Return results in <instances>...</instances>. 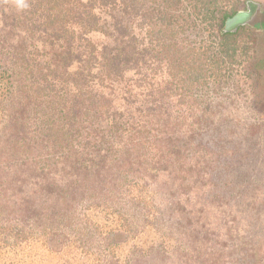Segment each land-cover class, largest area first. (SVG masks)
<instances>
[{"label":"rangeland","instance_id":"rangeland-1","mask_svg":"<svg viewBox=\"0 0 264 264\" xmlns=\"http://www.w3.org/2000/svg\"><path fill=\"white\" fill-rule=\"evenodd\" d=\"M60 1L0 0V113L8 122L9 113L22 103L30 107L44 100L47 107V99L60 98L72 106L73 72L85 68L76 53L85 44L91 50V45L102 49L118 42L115 19L102 7L94 8L100 24L89 32L73 20L67 26L76 37L54 30L46 15L54 11L63 16L66 4ZM149 4L133 16L114 10L129 25L131 37H137L130 52L144 53H131L130 61L116 65L112 73H118L104 77L105 87L91 83L110 102L109 126L103 135L71 137L78 143L82 167L72 161V169L68 162L50 168L71 194L58 202V207L69 205V212L56 221L47 219L52 225L20 223L16 197H11L14 214L0 212V226H6L0 233V264H264V0L223 1L228 10H255L251 23L242 25L234 60L224 55L218 63L212 59L221 48L217 20L185 16L193 10L188 6L179 8L184 19L166 27ZM25 16L29 21L23 22ZM35 19L38 24L48 20L46 31L44 26L30 31L37 23L26 27ZM78 31L85 33L83 39ZM68 55L73 65L65 77L71 80L63 82L57 74L39 79L43 70L48 73L49 63L59 65ZM95 64L88 67L91 76L102 82V66ZM39 81L46 88L39 89ZM114 113L118 122L123 113L124 125H113ZM50 116L55 122L63 118L53 111ZM172 132L175 139L163 143ZM48 135L45 139L52 141V132ZM172 141L184 148L183 155L162 157ZM46 145L32 150L51 151ZM31 151L27 161L36 155ZM35 166L32 161L26 170L31 178L26 191L46 178ZM15 173L0 169V179L13 177L0 183V196L11 180L16 183ZM73 193L78 196L72 198ZM48 199L52 212L56 202Z\"/></svg>","mask_w":264,"mask_h":264},{"label":"trees","instance_id":"trees-1","mask_svg":"<svg viewBox=\"0 0 264 264\" xmlns=\"http://www.w3.org/2000/svg\"><path fill=\"white\" fill-rule=\"evenodd\" d=\"M223 1L224 0H150V7L148 9L152 10L154 15H156L157 22L161 23V25H165L166 27H169L171 24H173L174 20H178L179 18L184 19V15L181 14L179 8L180 10L182 9L181 7L187 9L188 6H190L193 10L191 13L185 14V16H190L193 14L194 17L195 15L199 16L200 14H202V21H207L209 19H212V21L217 20L218 22H216L215 26L218 27L222 34L220 42L221 48L220 55H212V59L216 58V63H218V61H220L221 57L224 55L229 57L232 61L234 60L237 48V39L241 31H243L244 29V26L240 25L235 31L224 30V26H226L227 20L233 17L238 12V10H228L223 8ZM60 2L66 4V13L63 16L57 15L56 13H54V11H50L46 15V19L54 24V30L59 29L62 33L67 32L70 35L74 34L73 37H76V32H74V29H70L67 26V23L73 20L74 23L80 22L81 27L89 32L90 30H93V28L98 24H100V21L97 20V14L94 13V8L96 9L97 7H102L108 9V12L112 13V17H114L115 19V28L120 32V34L116 38L118 42L113 47H104L102 49H97V46L91 45V50H88V44H85V48L76 53L75 56H78L83 60L85 68L77 72H73L75 74L72 76V78L75 80V87L73 88L75 89L70 92L72 93V95L75 94V100L73 101L74 104L72 106L70 105V102L72 101L68 100L70 102L67 101L68 106H66L60 98L51 100L47 99L46 101L47 103H49L47 107L42 106V103H46L44 100H35L37 103H35L34 106L30 107H27V103H22L19 107H16V111L9 113V122L7 121V119H4L0 113L2 117L0 119V169L12 173L16 172V180H14V182L16 183H13L11 180V183L9 185L4 186V190L6 189L5 191H7V193L6 195H4L3 193L0 196V212L3 210L8 212V210H10L11 213H9V215L14 214V212H12L13 208L11 207L12 202L10 198H13L15 196V211L17 218L20 219H18L20 223L23 221L27 224L36 223L33 220H38L41 223L45 222L48 225H52L54 223L53 221H56V219H59V217L62 219V217H64V215L69 212V205L63 204L62 207H58V202L60 198H62V200H65V198H67L71 194H69V190L66 189L67 187L65 185H60L55 181L53 174H55L56 171L50 168L52 164H58L59 162H64V164H66V162H68L70 164L69 168L72 169L74 168L71 167L72 161L77 169L82 167V158L79 160V157L81 156L78 155V143L76 142V139L71 137L82 135V138L85 139V136L88 134V132H95L101 135L104 134L105 128L109 126L108 123L112 118V114L109 112L110 102L109 100H107L105 91L98 92L97 90L100 86L105 87L106 83H104V77L108 76L109 78H113L116 76L115 74H117L118 72L112 73V69H115L114 67L116 65H118L119 63H127L131 60V53L133 55L137 54V56L139 57L144 53L143 49H140V52L136 54L134 53V51L130 52V50L132 49L130 43H132L134 40L136 43L137 37H131V34L129 32V25L118 19L116 11L114 10L119 9L123 14H125V16H133L135 13H138L142 9V6H145V4L148 3V0H61ZM78 3L83 7L77 8ZM113 13H115L116 15H113ZM17 19L18 21H20L21 17ZM22 20L23 22L29 21L27 16L22 18ZM47 21L45 22V24H38L40 21H36L35 19L34 21H32L33 23H26L25 25L27 27L29 25H35L37 23V28L32 26L30 31H39L41 30V26H44V30L46 31ZM54 30H52L53 33ZM79 36L81 39H83L85 33L79 32ZM73 39L74 38H72V40ZM82 43L83 41L81 42V44ZM20 45L21 50L25 48L22 43ZM66 52L68 53V51ZM204 52H206V50ZM17 54L20 55L22 53H20V51L17 52L16 50V55ZM62 54L63 57L66 56L64 51H62ZM66 58L68 60L64 59L60 62L59 65L56 64V66L53 67H49L52 62L49 63L48 73H44L43 70L40 74L41 78L39 77V79H41L42 81H48V77L50 74L54 76L55 74H57L56 76L60 79H63V82H66V80H71L72 78L70 76H67L66 78L65 74L67 75V72H70L73 61H69V55ZM206 59L210 60L209 57H207ZM55 61H57V59H55ZM96 61L99 62V66H102V68L100 69L101 75L99 76L102 82L96 81L94 79L96 76H91L92 71L90 68H88L92 63L93 65H96ZM64 68L66 69L64 71L65 73L62 71V69ZM116 68L120 69V67ZM203 76L204 75L202 71H200L198 77L202 78ZM194 78H196V76H194ZM92 82H96L99 87H92ZM39 85H41L39 89L46 88L44 86L42 87L40 81ZM109 85L110 84H107V86ZM69 86L70 85H68V82L64 84V93L68 92L67 89L69 88ZM19 94L20 93H17V95ZM1 98L2 97H0V107L2 104ZM1 109L2 108H0V111H2ZM13 109H15V107ZM52 111L53 113H61V116H63L65 112H67V115L63 116L61 120L62 122H55L50 116V112ZM113 115V125H124V121L122 118L123 113L120 114V119L118 118L120 122L116 120L117 113H114ZM72 119H75V121H73ZM2 121L4 124H6L5 121H7L8 125H4L3 123H1ZM15 125L16 128L14 127ZM125 129L126 127H124V130ZM49 132H52V141H49V138H47V140L45 139L46 135L50 136L48 135ZM138 132H141L140 128ZM163 138L165 140L161 141L164 143L165 141L175 139V136L172 132L166 133ZM44 142L47 144L46 146H52L51 151H47L44 148L45 150L42 149L44 152L40 154V152L37 153L36 151L32 150L34 149V145L40 147L41 149L42 146H44ZM168 144L170 145L163 150L162 157L171 158L173 156L179 157L180 155H183V147H177L174 141ZM111 146L112 145L109 146L110 149ZM29 151H31L30 154L34 151L36 155L34 158L27 161L26 158L29 154ZM41 157L45 158L41 159ZM43 159H45L46 161ZM32 161L36 164L34 170H36L37 174L42 177L46 176V178H44L43 180L41 179L42 181L33 182L32 186L28 189V191H26L25 185L31 182V178L28 177L30 175L27 174L26 170L27 168H29ZM103 161L106 160L102 159V163L104 164L105 162ZM42 162L45 163L42 164ZM8 178L13 177H7V179ZM6 181L0 179V183H2L3 185H5ZM77 182L78 181H75V183L73 185L71 184V186L75 187L77 185ZM80 186H82V182ZM9 188H12L14 190V192L10 191V195L8 194ZM82 192L84 196L86 190L82 189ZM72 196V198H74L78 195L77 193H73ZM49 197L53 198L54 202H56L54 203L55 207L53 208L52 212H50V210L48 209L49 206L47 205ZM64 200L61 202L63 203ZM68 216H70V213H68ZM47 219L53 221L48 222L46 221ZM19 222L16 223L19 224ZM5 227V225L0 226V233Z\"/></svg>","mask_w":264,"mask_h":264},{"label":"water","instance_id":"water-1","mask_svg":"<svg viewBox=\"0 0 264 264\" xmlns=\"http://www.w3.org/2000/svg\"><path fill=\"white\" fill-rule=\"evenodd\" d=\"M254 8L248 11H239L226 22V30L235 31L238 26L249 23L254 15ZM251 23V22H250Z\"/></svg>","mask_w":264,"mask_h":264}]
</instances>
